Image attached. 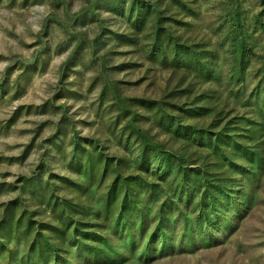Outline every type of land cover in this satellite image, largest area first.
Listing matches in <instances>:
<instances>
[{"label":"rangeland","instance_id":"rangeland-1","mask_svg":"<svg viewBox=\"0 0 264 264\" xmlns=\"http://www.w3.org/2000/svg\"><path fill=\"white\" fill-rule=\"evenodd\" d=\"M0 264H264V0H0Z\"/></svg>","mask_w":264,"mask_h":264},{"label":"trees","instance_id":"trees-1","mask_svg":"<svg viewBox=\"0 0 264 264\" xmlns=\"http://www.w3.org/2000/svg\"><path fill=\"white\" fill-rule=\"evenodd\" d=\"M185 107H186L185 104H180V109L181 110H184ZM165 109H167V108H165ZM165 109H164V112H165ZM231 141L233 143H235L234 136L231 137ZM182 144L183 143H181L179 145L182 146ZM257 157H258L259 160L263 159L262 154H259ZM184 173L185 172L183 171V174ZM224 174H225V172L223 173V175L221 176V178H220V176H217L216 178L218 180L220 179L222 181H225L226 176ZM190 175H193V174H190L189 173V174H187V177H189ZM198 176L201 177L200 180H199V177ZM190 179H192V181H193L194 184H197V185L202 186L201 190H203V193L200 196L199 207L200 208H210L212 206V202L210 201L211 200V197H213L216 194L217 191H220L221 189H223V187H221L222 184H223V182L219 183L218 181L213 180L211 177L208 176V174L206 172L202 171L201 168H197L196 169V172L194 173V175Z\"/></svg>","mask_w":264,"mask_h":264}]
</instances>
